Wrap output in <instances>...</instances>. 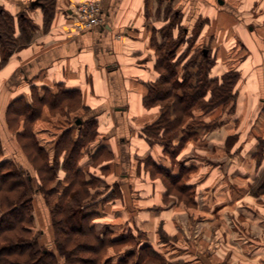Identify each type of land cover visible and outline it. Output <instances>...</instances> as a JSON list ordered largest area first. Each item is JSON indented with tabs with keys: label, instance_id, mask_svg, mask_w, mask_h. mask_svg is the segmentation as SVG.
I'll return each instance as SVG.
<instances>
[{
	"label": "crops",
	"instance_id": "obj_1",
	"mask_svg": "<svg viewBox=\"0 0 264 264\" xmlns=\"http://www.w3.org/2000/svg\"><path fill=\"white\" fill-rule=\"evenodd\" d=\"M81 1L85 0H0V14L11 16L9 39L15 43L10 50L7 43L2 45L4 53L0 51V118L7 123L11 119L10 125L14 123L10 113L21 117L22 126L29 123L31 136L48 156H54L56 148L64 156L66 147H60V141L70 140L79 143L75 163L127 178L136 168L141 174L150 158L161 156L162 145L148 140L143 131L160 109L156 96L167 89L158 84L174 81L175 87H181L185 80L176 74L185 58L182 40L174 50L160 52L169 35L182 32L186 37L194 35L196 45L206 43L201 51L207 59L208 80L220 79L231 68L242 72L243 67L254 66L260 74L258 90L264 94V0H96L103 24L80 32L70 8ZM187 15L192 22L184 25ZM229 51L232 56H226ZM250 93L240 87L237 98L251 99ZM87 129L94 131L89 137L84 136ZM113 131L129 132L132 138L123 143ZM179 141L172 139L171 144L177 146ZM142 176L145 179V173ZM115 183L117 191L113 194L109 188L95 205L104 224L150 226L155 238L157 226L172 222L167 206L160 205L167 201L163 182H143L137 203L128 180ZM109 193L110 201L104 202Z\"/></svg>",
	"mask_w": 264,
	"mask_h": 264
},
{
	"label": "rangeland",
	"instance_id": "obj_2",
	"mask_svg": "<svg viewBox=\"0 0 264 264\" xmlns=\"http://www.w3.org/2000/svg\"><path fill=\"white\" fill-rule=\"evenodd\" d=\"M10 17L8 15V25L11 24ZM189 22L192 20L188 17L184 25ZM8 25L6 28L0 27L1 53H4L2 45L7 43V50H10L14 43V39H9L12 27ZM197 25L198 21L193 27ZM5 29L6 36L3 35ZM181 40L185 58L182 69L177 68L176 74L186 82L181 87L170 83L158 85L167 89L171 87V95L182 94L184 90L190 94L198 92V95H204L191 104L192 113L189 108L184 111L182 125L177 127V131L163 134L158 130L150 133L151 141L160 144L163 141L167 143V149L161 150L158 158L147 160L141 174H138L137 168L129 178L118 176L117 172L115 174L111 170L101 173L94 169V165L89 167L87 163L74 164L69 173L65 170L60 148L55 149L54 156H48L45 148L39 151L41 147L36 137L29 135L30 125L25 115L23 118L27 126H22L21 117H15L9 112L8 118H14V123L9 125L11 119L7 123L3 117L0 118V163L8 160L7 165H1V171L7 168L19 174L17 179H9V183L21 179L25 184L24 188H16V192L7 194L12 197L14 194L17 196L18 192H24L25 197L31 199L30 216L26 224L30 231L24 233L23 237L32 243L33 248L51 252L57 264H94V252L78 249L67 241V236L71 235L76 244H97L95 238L103 236L106 243L98 253L100 255L96 258V264H137V256H142L139 264H264V94L258 90L260 74L256 73L252 65L243 67V71L238 68L242 72H234L235 68H231V72L226 74L228 81L225 83L223 81L221 84L222 78L212 83L205 81L203 86L200 84V87L194 89L197 81L206 79L208 66L205 63L201 65L199 55L202 48H206L203 47L206 43L196 45L194 35L186 37L181 32L175 37L169 35L160 52L166 48L174 50ZM228 55L233 54L229 51L226 53ZM194 64L198 65L199 72H195L197 67ZM189 68L192 71L188 73ZM197 73L199 76H195ZM239 74L242 78L238 77ZM220 85L225 86L229 96L221 104L216 101L218 97H214V88ZM240 87L248 90L249 95L253 92L252 98H237ZM171 101V98L158 101L160 109H156L158 114L151 119H158L162 107ZM58 118L62 119L63 116ZM131 118L128 120L132 123L135 120ZM15 119L19 123L15 124ZM20 132L28 134L22 137ZM113 133L114 138H119L123 143L132 138L129 132H124L126 135H119L116 131ZM180 136L183 137L177 146L165 142L170 137L176 139ZM83 147L84 151H88L86 145ZM44 164L52 166L50 171L44 168ZM78 166L82 169L74 174ZM166 171L179 174V180L173 181L174 178ZM95 173L103 174L107 179L102 181L95 177ZM142 173H145V179ZM64 174L65 180L62 179ZM155 179L163 182L167 189V201L163 200L160 205L167 206V212L171 213L173 219L165 227L157 226L155 238L150 235L153 233V227L150 226H112L104 224V216L100 215L98 219L93 217L91 220L90 213L95 211V205L102 194L109 188H112L109 192L113 194L117 191L119 186L113 182L118 180L122 184V181L128 180L133 193L131 197L137 203L142 198L139 192L142 191L143 182ZM64 191L67 193L65 196ZM110 194L104 197V202L110 201ZM3 195L5 192L0 191V197ZM7 206L9 204L0 198V217ZM87 215H90L89 219L82 221L81 217ZM52 218L62 220L58 232ZM83 223L93 224L92 230H71L72 233L63 234L65 229L80 227ZM114 239L115 243H111ZM108 256L111 257L107 259Z\"/></svg>",
	"mask_w": 264,
	"mask_h": 264
},
{
	"label": "trees",
	"instance_id": "obj_3",
	"mask_svg": "<svg viewBox=\"0 0 264 264\" xmlns=\"http://www.w3.org/2000/svg\"><path fill=\"white\" fill-rule=\"evenodd\" d=\"M0 27L6 28V25H8V17H6L3 14H0ZM10 26V25H8ZM6 29L4 30V36H6ZM2 36V34L0 33V37ZM199 55L201 56L200 62L201 65H203V63H205V65H207V59L206 57L203 56V52L201 51V53H199ZM200 71V70H199ZM229 75V74H228ZM199 76V73H198ZM222 83L223 81L224 83L226 81H228V79H226V74H224L222 77ZM220 78V79H221ZM170 77L167 76L166 80L169 81ZM219 79V80H220ZM218 79H212V80H208L207 78L203 81V79H200L199 81H197V83L193 86L194 89L196 87V89L198 87H200V84L203 86L204 83H206L207 81L209 82H216ZM206 81V82H205ZM183 82H186V80H184ZM183 82L181 85H183ZM170 84L175 85L174 81L171 82ZM214 93H216V95H214V97H218L217 103H225L227 101V98L229 97L227 92H225L227 89L225 88V86L220 85L218 86L216 89L214 88ZM198 92H194V94H190L188 92H185V90L182 92V94H178L175 93L173 95H171V91L170 88L167 90L162 89L160 91V93L156 96L155 101H164L165 99L171 98V102L167 104V106L165 105L164 107H162L160 116L158 117V119L154 120L153 122H151L150 124H148V126L145 127V130L143 131V135L148 139L151 140L150 138V133L152 131H162V133H168L171 132L173 130L177 131V127L182 125V121H183V114L184 111L189 108L192 109V105L194 103V101L197 98L203 97L204 94H197ZM190 102V104H187L188 102ZM185 104V105H184ZM191 105V106H190ZM27 108V106H26ZM28 109V108H27ZM191 112V110L189 111ZM192 113V112H191ZM171 115H173V117H171ZM29 121V120H28ZM88 123H93L92 120H88ZM78 128V126H76ZM80 127V126H79ZM196 130V129H193ZM94 131H88V129L86 131H84V136L86 135L87 137L90 136V134L92 135ZM24 132H20L19 134L22 136L27 135L28 133L23 134ZM29 135L31 136V132H29ZM22 136V137H23ZM183 136L178 137L179 139H181ZM172 141V137L168 138L165 142L171 143ZM162 144V148L165 150L167 149L166 145L167 143H164L163 141H160ZM65 144L66 147V154L63 156V160H64V167L65 170H68V172L70 173V170L72 168H74V164H76L74 162V159L77 157L78 155V147H79V143L74 145V142H70V140H61L60 141V147H63L61 145ZM84 146V145H83ZM43 148H40L39 151L42 152ZM84 151V150H83ZM86 152V150H85ZM46 156V154H44ZM47 157V156H46ZM65 157V158H64ZM154 162V161H153ZM8 164V160H3L0 163V191L5 192V195L1 196V200H3V202L8 203L9 206H7V208L4 210L5 212L1 215L0 217V264H57L56 259L54 258V255L51 252H48V250L46 249H36L33 248L32 243L31 242H27L24 239V233H27L30 231V228L27 227V223H28V217L29 215V210H30V206H31V199L30 198H26L24 195V192H18L17 196L16 194H14L12 197H10L9 194L7 193H12L16 192V188H24L25 184L24 181L20 180H13V182L9 183V179H17V177L19 176L18 173L14 172L13 170L10 169H5L1 171V165L5 166ZM44 168L48 171H50L49 169L52 168V166H47V164H44ZM48 167V168H47ZM80 168L76 167L75 168V172L74 174H76V172H79ZM167 174H169L170 177L174 178L172 179L174 180H179L178 178H180V175L177 174L176 177H173L171 175L170 172L166 171ZM165 173V174H166ZM62 179H66V175L64 174V177ZM61 182V181H60ZM71 182V181H70ZM63 183V182H62ZM64 184V183H63ZM68 184V183H66ZM64 189V188H63ZM63 196H65L67 193L66 191L63 192ZM15 200V202H14ZM95 211H93L90 216L91 220H93V217L96 218L99 215L98 210L94 209ZM55 213V212H54ZM53 213V215H54ZM89 216L87 215L85 218H82V221H87L89 219ZM53 219V224H54V228L56 227V230L58 232V225H61L62 220L59 218L58 220H55V218ZM87 226V227H86ZM93 228V224H87V223H83L82 226L80 227H74L72 226V228L69 229H65L63 231V234H67L68 233H72L70 232L72 231H77V232H83V231H88L90 232V230H92ZM70 235V234H69ZM73 236V235H71ZM68 237L67 241L71 242L74 246L76 245V247L78 249H82V250H90L92 252H94V258L92 259V262L94 264H96V258H98V256L100 254L99 251L102 247H104L105 243L104 242V238L102 235L96 237V242L97 244H90L87 242H79L76 244V242L74 241V239L72 237ZM98 238V239H97ZM111 243H115V239L111 240ZM144 255V254H143ZM75 258H80L79 256H74ZM111 256H108L107 259H109ZM142 256H137V261L135 263L139 264V260L141 259ZM106 259V258H105ZM106 259V260H107Z\"/></svg>",
	"mask_w": 264,
	"mask_h": 264
},
{
	"label": "built area",
	"instance_id": "obj_4",
	"mask_svg": "<svg viewBox=\"0 0 264 264\" xmlns=\"http://www.w3.org/2000/svg\"><path fill=\"white\" fill-rule=\"evenodd\" d=\"M70 14L73 15L74 27L80 32L90 31L103 24L102 8L96 0H85L73 4Z\"/></svg>",
	"mask_w": 264,
	"mask_h": 264
},
{
	"label": "water",
	"instance_id": "obj_5",
	"mask_svg": "<svg viewBox=\"0 0 264 264\" xmlns=\"http://www.w3.org/2000/svg\"><path fill=\"white\" fill-rule=\"evenodd\" d=\"M219 2L221 3V0H219ZM35 3H37V1H34L32 4H35Z\"/></svg>",
	"mask_w": 264,
	"mask_h": 264
}]
</instances>
